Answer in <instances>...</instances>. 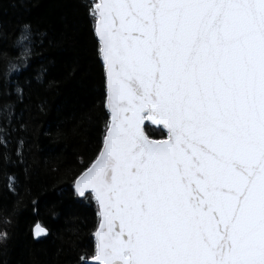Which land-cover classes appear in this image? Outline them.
<instances>
[{
    "label": "snow or ice",
    "instance_id": "snow-or-ice-1",
    "mask_svg": "<svg viewBox=\"0 0 264 264\" xmlns=\"http://www.w3.org/2000/svg\"><path fill=\"white\" fill-rule=\"evenodd\" d=\"M87 12L110 116L74 181L98 205L92 260L264 264V0H89ZM29 37L24 24L17 44Z\"/></svg>",
    "mask_w": 264,
    "mask_h": 264
},
{
    "label": "trees",
    "instance_id": "trees-1",
    "mask_svg": "<svg viewBox=\"0 0 264 264\" xmlns=\"http://www.w3.org/2000/svg\"><path fill=\"white\" fill-rule=\"evenodd\" d=\"M88 2L0 0V264H85L95 254L98 205L74 195L110 119ZM24 24L30 37L18 45ZM24 47L26 66L9 71ZM36 225L47 231L40 239Z\"/></svg>",
    "mask_w": 264,
    "mask_h": 264
},
{
    "label": "water",
    "instance_id": "water-1",
    "mask_svg": "<svg viewBox=\"0 0 264 264\" xmlns=\"http://www.w3.org/2000/svg\"><path fill=\"white\" fill-rule=\"evenodd\" d=\"M147 136H148V134H147V132L145 133ZM149 138H151V137H149ZM151 139H154V138H151ZM158 140V139H157ZM91 166V165H90ZM37 226V225H36ZM36 226L34 227V233H35V231H36ZM39 227H41L40 225H39ZM99 227V226H98ZM42 228V227H41ZM98 229V228H97ZM47 234V231L45 230V232L41 235V236H38V237H35L36 239H40V238H42L43 236H45ZM95 239H96V237H95ZM89 262H91V264H97V262H95V261H93L92 260V258L91 259H89L88 260Z\"/></svg>",
    "mask_w": 264,
    "mask_h": 264
}]
</instances>
